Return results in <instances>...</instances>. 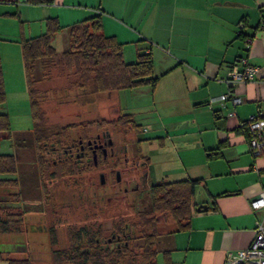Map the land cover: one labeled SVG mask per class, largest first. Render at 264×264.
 Segmentation results:
<instances>
[{
  "label": "crops",
  "instance_id": "1",
  "mask_svg": "<svg viewBox=\"0 0 264 264\" xmlns=\"http://www.w3.org/2000/svg\"><path fill=\"white\" fill-rule=\"evenodd\" d=\"M93 15L125 62L150 53L154 86L106 92L138 125L132 136L148 176L199 179L187 224L159 237L157 263L223 264L228 250L250 243L262 214L250 201L264 191V153L252 156L240 123L264 105V0H0V56L22 57L21 40L43 33L49 18L60 26L52 45L63 51L67 29ZM241 58L258 72L228 86ZM228 90L240 103L223 97Z\"/></svg>",
  "mask_w": 264,
  "mask_h": 264
},
{
  "label": "trees",
  "instance_id": "2",
  "mask_svg": "<svg viewBox=\"0 0 264 264\" xmlns=\"http://www.w3.org/2000/svg\"><path fill=\"white\" fill-rule=\"evenodd\" d=\"M59 29L58 22L54 18H49L43 33L21 40L32 118V129L27 133L31 135L32 145L38 153V168L40 171L44 169L46 172L52 166L50 160L42 157L43 147L45 144H62L61 139L58 138L62 130H58L57 126H47L44 123L43 112L37 99L38 91L33 87L36 74L41 78L50 69H56L61 74L70 76V85L80 92V95L75 94L74 99L76 100L81 96L85 98L88 95L143 84L154 86L156 82V78L152 75L150 53L138 54L136 60L125 62L121 44L114 37L102 33L98 15L90 16L67 29L68 47L63 51L56 50L52 45V38ZM5 99L0 60V104L4 103ZM116 123L124 125L126 132L127 129L136 132L138 128L129 114L120 113ZM22 134H26V131L14 132L11 130L8 114L0 112V140L9 139L11 145L18 147L16 141ZM50 136H53L54 139L48 142ZM17 171V153L14 151L0 153V173L16 175L13 178L0 179V188L9 190L11 184H18ZM46 174L48 175V173L43 175L45 180L47 179ZM45 180L44 182H47ZM198 181L199 179L185 178L175 181L158 180L153 184L149 190L152 212L143 213L142 218L145 223H142L141 227H135L139 234L138 240L128 242V246L123 247L120 251L115 248L108 249L98 246L92 236L96 232H92V228L79 227L69 234L70 245L59 250L57 257L61 259V262H69V264H158L156 256L160 251L158 247L160 236L157 233L156 222L159 220L154 216L162 214L159 218L173 222L172 231L187 224L184 221L189 218L194 205L193 189ZM19 194L16 193L17 197ZM21 209L18 211V217L22 216ZM148 216L153 218L150 219ZM12 217L13 215L10 213L6 217H0V233L20 232V227H14V225L11 227ZM2 244L0 243V259H5L7 264L32 263L30 255L25 258L4 257L2 254L9 251L4 250Z\"/></svg>",
  "mask_w": 264,
  "mask_h": 264
},
{
  "label": "rangeland",
  "instance_id": "3",
  "mask_svg": "<svg viewBox=\"0 0 264 264\" xmlns=\"http://www.w3.org/2000/svg\"><path fill=\"white\" fill-rule=\"evenodd\" d=\"M61 44L62 39L56 45L61 48ZM0 60L3 67L6 97L5 102L0 104V112L4 111L8 114L11 130L26 131V134L18 136L16 141L18 147L11 145L9 139L0 140V153L14 151L18 156V184H11L9 190L0 188V217L12 214L11 227L14 225L21 229L17 233H0L2 248L9 251L2 255L11 258H25L30 255L31 264H69V262H61V259L57 257V252L70 245L68 236L72 231H76L78 226L93 218L92 215L89 216L90 206L88 204H78L80 194L82 193V197L87 196L86 193L91 192L92 185L88 186L89 178L85 174L72 177V179L62 178L53 188L54 205L46 206L47 211L45 210L44 214L37 211L35 207L32 213L26 214V203L39 201L41 194L36 187L32 140L30 134L27 133L32 129V118L21 51L16 54H2ZM70 82V76L61 74L56 69H50L41 78L36 74L33 87L38 91L37 99L43 112L44 123L47 126H57L58 130H62L58 136L62 143L76 138L79 132L92 133L100 127H106L112 139L119 142L122 136L120 130L125 132V126L116 123L120 113L115 111L114 99L108 98L107 93L102 92L88 95L85 98L81 96L76 100L74 99L75 94L80 95V92L71 86ZM132 134L133 132L127 129L126 138L130 141H134ZM52 139H54L53 136H50L48 142ZM131 155L133 152L128 151L127 157ZM142 170L143 167L138 166L133 171L123 170L122 174L137 175ZM15 176L11 173H0V179ZM147 178L150 182L157 181L154 176H147ZM16 193H20L18 197ZM70 196H72L71 200ZM27 197L31 200L26 199ZM68 200L72 201L71 206L64 205ZM54 208L56 210H53ZM20 209L23 212L22 216L18 217ZM109 209L111 212L117 211L113 201ZM172 223L169 221L170 226H174ZM31 225L36 227H31ZM50 225H56V227H49ZM0 264H7V261L0 259Z\"/></svg>",
  "mask_w": 264,
  "mask_h": 264
},
{
  "label": "flooded vegetation",
  "instance_id": "4",
  "mask_svg": "<svg viewBox=\"0 0 264 264\" xmlns=\"http://www.w3.org/2000/svg\"><path fill=\"white\" fill-rule=\"evenodd\" d=\"M120 131L122 136L119 142L112 139L106 127H100L92 133L79 132L76 138L66 143L45 144L42 157L50 160L52 166L48 172L44 169L39 170L38 153L32 145L36 187L40 191L41 198L35 203H26V214L32 213L34 207L40 213H46V206L54 205L53 188L57 181L85 174L89 178L88 186L92 185V188L91 192L86 193L88 197H82V193L80 194L78 204H88L90 206L89 216L92 215L93 218L78 227L92 228V232H96L92 234L94 242L103 248H115L120 251L128 246V242L138 240L139 234L135 227H141L140 225L145 223L142 218L143 213L152 212L149 190L157 181L148 180V166L137 143L126 138V131ZM128 151L133 152V155L127 157ZM138 166L143 167V170L137 175L122 174L123 170L133 171ZM45 173H48L46 180L43 176ZM69 198L71 200L72 196ZM26 199L31 200L30 197ZM70 200L64 205L71 206L72 201ZM112 201L117 211H110ZM36 204L38 206H35ZM161 215L154 216L159 220L156 222L157 233L159 236H166L171 233L172 227L168 220L159 218ZM148 217L151 219L152 216ZM56 225L49 227H56ZM31 227L36 226L31 225Z\"/></svg>",
  "mask_w": 264,
  "mask_h": 264
},
{
  "label": "built area",
  "instance_id": "5",
  "mask_svg": "<svg viewBox=\"0 0 264 264\" xmlns=\"http://www.w3.org/2000/svg\"><path fill=\"white\" fill-rule=\"evenodd\" d=\"M258 69L257 65L248 62L246 58H241L239 63H232L223 80L228 86L235 82L251 81L255 78ZM223 97L229 99L233 106L241 101L240 97L231 90L226 91ZM234 114V110L227 113L228 116ZM240 126L246 132L247 147L252 156H261L264 153V105L260 112L249 114ZM250 206L254 210L262 211L255 220L252 239L246 247L228 250L223 264H264V191L250 201Z\"/></svg>",
  "mask_w": 264,
  "mask_h": 264
},
{
  "label": "water",
  "instance_id": "6",
  "mask_svg": "<svg viewBox=\"0 0 264 264\" xmlns=\"http://www.w3.org/2000/svg\"><path fill=\"white\" fill-rule=\"evenodd\" d=\"M206 208V205H202L201 207H197V210H201V209H205Z\"/></svg>",
  "mask_w": 264,
  "mask_h": 264
}]
</instances>
